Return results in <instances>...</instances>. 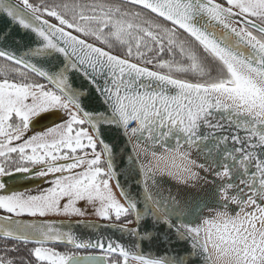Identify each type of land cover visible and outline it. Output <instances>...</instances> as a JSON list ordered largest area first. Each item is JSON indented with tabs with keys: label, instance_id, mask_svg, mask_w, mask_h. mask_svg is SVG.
<instances>
[{
	"label": "snow or ice",
	"instance_id": "snow-or-ice-1",
	"mask_svg": "<svg viewBox=\"0 0 264 264\" xmlns=\"http://www.w3.org/2000/svg\"><path fill=\"white\" fill-rule=\"evenodd\" d=\"M0 24V264H264V0H0ZM184 241L190 261L145 254Z\"/></svg>",
	"mask_w": 264,
	"mask_h": 264
},
{
	"label": "water",
	"instance_id": "water-1",
	"mask_svg": "<svg viewBox=\"0 0 264 264\" xmlns=\"http://www.w3.org/2000/svg\"><path fill=\"white\" fill-rule=\"evenodd\" d=\"M4 28H5V25L0 24V30H3ZM23 32H24V30L19 29L17 26L12 30V35L15 36L16 38L20 39L23 36ZM149 68L152 69L151 67H149ZM30 74H32V73H30ZM32 75L40 80V78L35 76V74H32ZM40 81H42L43 83H46V81H43V80H40ZM72 82H73L74 86L83 85L85 88L88 87L87 81H84L82 77L73 76ZM48 86L51 87V85H48ZM82 103H83L84 107L88 110L102 107V105L99 104L98 99H97L94 91L89 96L83 98ZM50 120L51 119L48 118L47 114H45L44 116L41 117V123L44 121L42 124H46ZM86 127H87V125H86ZM103 138L106 142H109V143L114 145V151L117 153L114 156V163H115L117 170L119 171V169L123 166V163H124V161L121 159V156L119 155V153L123 150L122 145L124 143V138L119 136L115 130H113L111 133L105 132ZM165 179L167 180V184L165 185V188L168 189V187L170 186V190H171L172 194L175 195L177 197V199L182 204L195 202V201H201L202 203L204 201H207L209 204L213 203V201H211L209 199V192H210L211 186L196 183V182H189V184L185 185V184H180V183H177L175 181L169 180L168 178H165ZM124 181H125V177L122 176L121 182L124 183ZM112 182L115 186V181H112ZM116 190L119 193V189L116 188ZM216 203H223V201H217ZM230 208L236 209V206L230 205ZM220 210H222V209H220ZM236 210H238V209H236ZM214 215H215V213L213 211L208 210L207 208H205L204 211L202 212V218H213ZM20 219L25 221V222L39 220V219H32V218H27V217H20ZM54 221H56V222L65 221L66 222L67 220H54ZM87 221L97 222V223H101V224L107 223L104 221H96V220H87ZM78 231L83 232L85 234V236H87L90 230L81 228ZM100 232H102L104 234V236H113L114 239L119 238L118 233L114 235L112 233V231L108 228H102L99 230V232L92 231V234L93 235H99ZM53 246L54 247H63L62 245H53ZM191 251L192 250H191L190 243L186 242V241L174 242L171 245H169L167 243H161V244L152 246L150 250L148 249L147 246L145 248V254L146 255H151L153 257H160V256H164V255H175L178 257H183L185 260H188V261L191 260V257L188 255ZM79 252H91L90 254H81L82 256L100 255V253L97 250H93V249L79 250ZM200 264H203V262L201 261Z\"/></svg>",
	"mask_w": 264,
	"mask_h": 264
},
{
	"label": "trees",
	"instance_id": "trees-1",
	"mask_svg": "<svg viewBox=\"0 0 264 264\" xmlns=\"http://www.w3.org/2000/svg\"><path fill=\"white\" fill-rule=\"evenodd\" d=\"M30 2L31 3H39L40 2V0H30ZM48 2L49 3H52V2H54V0H48ZM112 51H113V53L114 54H117V55H123L124 54V49L117 43V44H115V46H114V48L112 49ZM151 55V54H150ZM162 58L163 59H172V57H170L169 55H168V53H167V51H165L163 54H162ZM177 59H180V57L179 56H177L176 57ZM12 67L14 68V67H16L15 65H12ZM148 67H151L152 68V65H148ZM29 76H30V79H35V80H39L38 78H36V77H34L32 74H29ZM3 77H0V79H2ZM9 78H11V75H10V77ZM185 78H188V79H195V77H193L191 74H187L186 75V77ZM39 82H41L40 80H39ZM42 83V82H41ZM3 244H4V242L3 241H0V247H2L3 246ZM29 247H31V245L29 246ZM58 250H61V251H63V250H65L63 247H56ZM80 253H90V252H79L78 254H80ZM10 255H12V256H15V257H26L27 256V249H25V248H21V251L20 252H18V253H11Z\"/></svg>",
	"mask_w": 264,
	"mask_h": 264
},
{
	"label": "flooded vegetation",
	"instance_id": "flooded-vegetation-1",
	"mask_svg": "<svg viewBox=\"0 0 264 264\" xmlns=\"http://www.w3.org/2000/svg\"><path fill=\"white\" fill-rule=\"evenodd\" d=\"M52 22L57 23V22L54 21V20H52ZM43 122H44V121H43ZM43 122H42V123H43ZM57 122H59V121H57ZM51 123H52V120H50V121L47 122L46 124L51 125ZM84 127H86V125H85ZM86 128H87V127H86ZM98 150H99V148H98ZM86 151H91V150H90V149H87ZM61 163H63V162H61ZM17 175H19V176H23L24 174H17ZM45 179H47V178H45ZM40 183H41V180H39V179H37V180L24 179V180H20V181H18V186L21 187V188H24V187H33L34 185H37V184H40ZM42 186H43V187H48L47 184H43ZM81 254H83V253H80L79 255H81ZM85 254H88V253H85Z\"/></svg>",
	"mask_w": 264,
	"mask_h": 264
},
{
	"label": "rangeland",
	"instance_id": "rangeland-1",
	"mask_svg": "<svg viewBox=\"0 0 264 264\" xmlns=\"http://www.w3.org/2000/svg\"><path fill=\"white\" fill-rule=\"evenodd\" d=\"M88 152L90 153L91 151H88ZM112 185H113V190L116 193L117 197L119 199H121V197L119 196V193L117 192V190H116L113 182H112ZM89 212H91V210H89ZM24 217H27V216H24ZM27 218H32V217H27ZM32 219H40V218L37 217V218H32ZM47 219H51V220H67L68 218L63 217V216H60V217H49ZM81 219H83V220H96V221H99L98 218L95 215H93V214H89V215H87V216H85V217H83Z\"/></svg>",
	"mask_w": 264,
	"mask_h": 264
}]
</instances>
